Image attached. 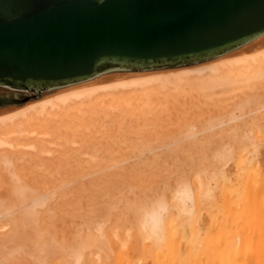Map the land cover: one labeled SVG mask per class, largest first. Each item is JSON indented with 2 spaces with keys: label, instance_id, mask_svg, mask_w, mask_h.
<instances>
[{
  "label": "bare ground",
  "instance_id": "bare-ground-1",
  "mask_svg": "<svg viewBox=\"0 0 264 264\" xmlns=\"http://www.w3.org/2000/svg\"><path fill=\"white\" fill-rule=\"evenodd\" d=\"M258 43L256 44L259 45ZM242 53L238 54L240 56L224 57L223 60L221 58L217 62L181 70L168 76L145 74L135 78L138 76L133 75L129 76L130 79L116 80L110 85L108 82L83 88L77 86L78 89H69L67 92L48 97L41 96L45 91L32 94L28 99L35 97L36 100L29 104V108L0 119V149L4 152V149L19 148L18 143L11 141V138L18 139L23 133L24 129L17 125L30 123L31 118H34L31 120L34 122L37 117H49L53 109L65 108L76 100L90 102L93 99L105 98L107 101V96L110 98L123 94L149 99L145 101L148 103L152 100L151 94H148L154 91L167 93L177 87L181 90L184 86H194V89L209 92L227 87L233 90V85L238 84L237 86H247L249 92L252 82L257 85H253L255 89H258V85L263 89L264 43L255 53ZM236 91L237 89L234 92ZM190 92L188 88V93ZM252 94L254 95L253 91ZM256 94L258 95L254 96H259V92ZM260 95L261 99H254L257 102L261 100L264 104V92H260ZM148 104L150 108L154 107L153 102ZM263 104L256 113L252 108L254 111H249L243 116L239 113L241 116L238 117L228 116L225 122L218 121L214 127L212 126L217 118L212 121L211 127L210 118V121H206L209 129L203 131L198 128L200 131L196 129L195 132L191 130L193 126L189 125L190 130L187 127L188 129L185 128L181 132L183 134H176L180 135V138L176 136L178 139L175 137L176 142H165V148L153 150L147 157L142 156L141 160L126 161L104 171H118L119 175L129 173L125 180L123 177L117 178L113 184L105 182L104 185V190H107L104 197L109 196L111 185L114 193L115 209L111 216L116 220V224L110 231L111 244L104 246L86 241L71 243L69 246L53 241V264H264ZM143 106L147 107L146 104ZM255 125L258 127L252 129ZM202 126L205 129V125ZM178 130L176 128L177 132ZM23 135L22 137L25 136ZM23 147L25 148L24 145ZM33 147L31 145L26 149L33 150ZM4 155L2 156L10 159V155ZM149 158L152 161H149ZM147 165L151 166L149 170L146 169ZM157 177H162L161 185L156 184L160 185L158 189L159 186L153 188V181ZM83 182L74 181L60 189L67 191ZM55 192L38 198L34 196V200L24 205L22 214L36 215V208L42 206L51 196L54 198ZM3 213L11 215L8 209H5L0 212V218ZM10 219L14 220L11 217ZM38 243L39 241L36 245ZM25 247L24 244L22 253ZM93 249L98 255L96 262L92 261L89 255L86 256V253H92ZM33 251L41 260L38 263L39 257L32 258L30 264H42L43 258L48 260L46 254L52 253L51 248L41 247L40 243ZM19 259L26 264L23 257Z\"/></svg>",
  "mask_w": 264,
  "mask_h": 264
},
{
  "label": "rangeland",
  "instance_id": "rangeland-1",
  "mask_svg": "<svg viewBox=\"0 0 264 264\" xmlns=\"http://www.w3.org/2000/svg\"><path fill=\"white\" fill-rule=\"evenodd\" d=\"M260 37L225 55L196 65L157 71H115L99 75L85 81L86 83L42 92L41 96H53L67 92L69 89L72 91L78 87L83 88L95 84L104 85L109 82L110 85L116 80L130 79L133 75V77L138 76L135 78H139L140 75L143 77L145 74H149L147 76L159 74L168 76L181 70L217 62L221 58L223 60L232 56L236 57L242 52V54H252L257 52L264 43V35ZM235 85L232 87L234 91L237 89L236 93L230 87L221 88V90L218 88L209 92L201 90V92L198 88L195 90L194 86L182 87L187 91L177 87L174 88L176 90L172 89L167 93L150 92L148 95H152H150L152 98L150 101L154 104V107L151 106L153 108H150L148 104L150 101L145 102L149 99L123 96V94L110 96V98L107 96V101L105 98L93 99L90 102L76 100L77 102L73 101L65 108L53 109L49 117H43L44 119L37 117L34 122H31L34 120L31 118L30 121L28 120L30 123L23 122L22 126L17 125L24 129L20 128L23 133L25 132V136L22 133L18 139L17 137L11 138L14 144L18 143L19 148H16L19 150L4 149L3 152L0 149V212L8 209V213L11 214L3 213V217L0 218V264H23L19 257H23L26 264H30L32 258L39 257L37 260L39 263L41 257L33 251L39 243L41 247L52 249V253L46 254L48 260L45 261L43 258L42 264H53V241L66 243L69 246L71 243L86 241L104 246L111 244L110 231L116 224V220L111 216L115 209L114 193L113 185H111L108 191L109 196L104 197L107 193L104 185L105 182L109 185L113 184L117 178L123 177L125 180L129 173L119 175L118 171L105 173L106 170L126 161L141 160L142 156L147 157L153 150L165 148V142H176V134L183 132L191 125L193 126L191 130L201 128L203 131L209 129L206 126L207 120H211V127L217 118L212 126L214 127L216 123H219L218 121L225 122L228 116H243L254 110L256 113V110L263 104V101L257 102L256 99H261L260 92L263 94L264 88L261 89L262 87L258 85L256 87L258 89H255L257 85L252 82L249 85L251 90L248 88L251 92L249 93L247 86L241 84L237 86V84L235 88ZM188 88L190 93H188ZM252 91L254 95H258L256 93L259 92L260 97L254 96ZM31 95V93L0 87V97L16 100L13 105L0 108V119L4 116L8 118V115L11 117L13 116L11 114L16 115L17 111L19 113V111L26 110V107L29 108V104L36 100L35 97L28 99ZM15 96H19L18 99ZM252 98L256 99L250 102L249 99L253 100ZM92 103L93 105H90ZM142 103L147 107H144ZM194 122L199 123H195L197 127L193 124ZM210 122L207 124L209 125ZM202 125H205V129ZM256 126L252 129H256ZM176 128L179 129L178 132ZM177 137L180 138V135ZM31 145L34 146L33 150L26 149ZM4 154L10 155L8 156L10 159H6ZM150 167L147 165L146 169L149 170ZM74 181L84 182L70 187L67 191H61V187ZM161 182L162 177H157L153 181V188L157 186H159L157 189L160 188ZM159 183L160 185H156ZM53 191H56V196L54 198L51 196L42 206L37 207L36 215L22 214L24 205L34 200V196L38 198L41 195L53 193ZM24 244L26 247L22 253ZM66 249L69 251L68 248ZM88 255L94 262L98 259L95 249L92 253H86V256Z\"/></svg>",
  "mask_w": 264,
  "mask_h": 264
},
{
  "label": "water",
  "instance_id": "water-1",
  "mask_svg": "<svg viewBox=\"0 0 264 264\" xmlns=\"http://www.w3.org/2000/svg\"><path fill=\"white\" fill-rule=\"evenodd\" d=\"M262 34L264 0H0V87L39 94L187 67Z\"/></svg>",
  "mask_w": 264,
  "mask_h": 264
}]
</instances>
